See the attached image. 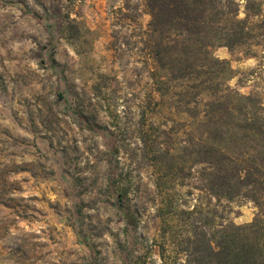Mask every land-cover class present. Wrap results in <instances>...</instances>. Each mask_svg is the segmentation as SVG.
Returning a JSON list of instances; mask_svg holds the SVG:
<instances>
[{
  "label": "rangeland",
  "instance_id": "rangeland-1",
  "mask_svg": "<svg viewBox=\"0 0 264 264\" xmlns=\"http://www.w3.org/2000/svg\"><path fill=\"white\" fill-rule=\"evenodd\" d=\"M262 1L253 36L213 53L264 103ZM148 21L145 0H0V264H184L158 217L169 198L252 220L250 199L202 194L198 166L188 178L152 167L154 136L178 156L192 127L177 88L150 127Z\"/></svg>",
  "mask_w": 264,
  "mask_h": 264
},
{
  "label": "trees",
  "instance_id": "trees-1",
  "mask_svg": "<svg viewBox=\"0 0 264 264\" xmlns=\"http://www.w3.org/2000/svg\"><path fill=\"white\" fill-rule=\"evenodd\" d=\"M240 1L145 0L149 21L138 35L148 51L150 127H162L159 114L173 88L179 114L192 127L178 156L154 136L152 167H165L166 177L188 178L198 166L202 194L217 201L246 197L256 207L251 221L236 224L220 220L217 208L205 206L199 196L192 209H177L169 198L158 217L164 238L185 256L184 264H264V103L231 87V67L213 53L253 36L248 19L259 15L263 1L245 0L243 18ZM130 189L126 179L117 195L127 196Z\"/></svg>",
  "mask_w": 264,
  "mask_h": 264
}]
</instances>
